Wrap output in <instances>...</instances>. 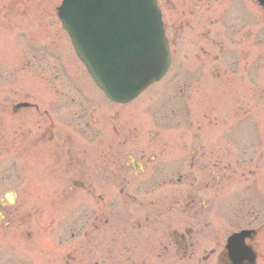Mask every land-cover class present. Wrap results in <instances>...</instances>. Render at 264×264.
I'll use <instances>...</instances> for the list:
<instances>
[{
  "label": "rangeland",
  "instance_id": "1",
  "mask_svg": "<svg viewBox=\"0 0 264 264\" xmlns=\"http://www.w3.org/2000/svg\"><path fill=\"white\" fill-rule=\"evenodd\" d=\"M60 1L0 0V199L5 193L14 196L8 211L12 225L3 232L0 249L17 248L21 258L30 255L35 264L63 260L72 246L68 240L80 212L76 206L92 203L89 193L68 192L71 180H85L93 197L99 195V212L108 215L117 180L108 147L116 154L124 146L130 156L160 154V173L178 171L188 180L177 188L180 203L174 210L159 193L161 216L155 228L133 227L144 212L140 203L145 197H116V205L125 206H116L119 216L112 225L100 226L98 264H217L211 253L219 249L222 230L228 234L238 222L252 221L255 212L261 213L259 223L264 221V10L255 0L211 2L216 13L222 6L228 24L235 14L243 20L237 32L224 35V22L209 21L207 12L193 9L188 0H160L172 66L136 100L114 106L95 90L62 32L55 15ZM20 102L37 109L13 113ZM82 112L84 121L75 115ZM255 129L259 143L252 142ZM43 131L54 133V141H33ZM96 131L98 139L90 136ZM253 150L259 161L243 163L244 154L251 157ZM193 151L198 153L194 162ZM161 188L167 195L176 190ZM193 194L201 212L181 204ZM32 210L41 215L35 221L49 235L13 241L12 233L23 229L16 230L18 222L28 221ZM176 225L180 232L194 227L187 256L180 248L175 256L176 241L164 237ZM197 255L206 260L198 261ZM82 259L93 263L90 249Z\"/></svg>",
  "mask_w": 264,
  "mask_h": 264
},
{
  "label": "water",
  "instance_id": "2",
  "mask_svg": "<svg viewBox=\"0 0 264 264\" xmlns=\"http://www.w3.org/2000/svg\"><path fill=\"white\" fill-rule=\"evenodd\" d=\"M59 10L77 55L113 101L132 100L165 73L155 0H64Z\"/></svg>",
  "mask_w": 264,
  "mask_h": 264
},
{
  "label": "flooded vegetation",
  "instance_id": "3",
  "mask_svg": "<svg viewBox=\"0 0 264 264\" xmlns=\"http://www.w3.org/2000/svg\"><path fill=\"white\" fill-rule=\"evenodd\" d=\"M189 3L193 4V9H198V12H202L206 14V17L209 21H217L220 20L221 22H225L224 19L222 20V6H220V8H218V13H216L215 11H217V9H215L214 7H212V3H217V2H222V0H188ZM227 1V0H226ZM232 3L235 2H241L242 0H230ZM160 6L163 10V6L161 5V2L159 0ZM165 5H170L169 3H167V1L165 2ZM215 5V4H213ZM209 15V16H208ZM236 19H237V14L233 15ZM79 120H83L86 118V115L84 113V115H80L78 116ZM79 127V126H76ZM84 129H86V126L83 127ZM45 130H47L45 128ZM90 136H92L93 138L98 139V132H90ZM49 140V142H51L52 140L55 139V135L52 132H46L43 131L40 135H38L37 137H35L33 139V141H40V140ZM254 141H256L257 143H259L260 140H262L261 136L259 135V132L257 131L256 133H254V137H253ZM111 144H109L110 146ZM254 152V151H253ZM67 151H63L62 154L66 155ZM194 154L191 157L192 162H194L197 159V155L195 152H193ZM128 155V153H126L124 151L123 148L118 149L116 154H114V147H110L108 148V154L107 156H111L112 158V167L114 168V174L115 177H117L116 180V185L113 189H111V193H110V197H109V218H103V216L100 215L99 210H98V204H97V198H98V194H96V198L93 197V189L90 187V185L85 181L83 182V187L79 190L82 194V192L89 193V195H91L92 197V203L91 206L87 205L86 201H84L83 205L81 206V210L78 214L77 217V221H76V230L77 233H73L71 235L72 238H74V240L76 239V241L78 240V243H76L74 246H72L69 251H68V256L67 259L64 258L63 260H58L57 263L58 264H86L84 262V260L82 259L83 256H87V250L88 248H90L91 251V261L93 262L92 264H97V251L95 254V249L97 246V239H98V230H99V223L100 221L103 220V223L106 225L110 222V220H112L113 217V212L116 208V201L115 198L116 197H132L133 193H136V197L137 196H145V198H149L148 200H144L141 201V207L144 210V212L141 215V218L144 219V224H142L140 221H137V225L139 226V228L142 229H150V228H155L157 227V224L160 223V216H161V204H162V200H161V196H158V191L159 189H157L158 187H160L163 183L164 184H170V185H176L175 188L176 190H173L171 192V201H170V208L173 209L175 207H177L180 203L179 198H178V194H177V188L178 185L183 184L184 182H186L188 179L183 178L180 174L174 176L175 177V181L173 182V178H167V179H163L164 177H166V175H162L161 173H159L158 170L161 169L160 165H156L158 158L157 157H153V161L150 163V167L148 169V174L144 177V179H138L140 176L137 174L139 169L136 165H133L131 163H129L128 161H126L125 159V155ZM254 155H256V153L254 152ZM139 158L136 159L135 163L140 162V163H145L146 162V155L144 153H141L139 156ZM252 157H248V155L246 156V158L244 159L243 163L248 164V163H252L253 162ZM153 165V166H152ZM125 171H128L129 173V177L132 175L133 177H135L133 182L127 180V175H120L121 173H125ZM118 174V175H117ZM119 178L121 179L119 181ZM81 181V180H80ZM225 181H226V177H222V188L225 187ZM112 184V183H111ZM151 187H154V189H151ZM72 192V191H71ZM83 195V194H82ZM135 197V199H136ZM190 197L189 199H187L185 201V205H186V209H189L190 207H195L196 204H199V200L196 199L197 197L193 194V195H187L186 198ZM91 201V200H90ZM182 202H184L183 200H181ZM194 209V208H193ZM85 210V211H84ZM9 215H12V213H10ZM16 217L18 216V214H16ZM6 216L9 218L8 214L6 213ZM41 217V215H38L37 211H29L27 218L28 221H20L18 222V227L16 230H20V228H23L21 231H15V233H12L13 236H16L15 238H13V241L19 242L21 241V237H24V235H26V237L30 240V239H35V238H39L40 236H43L45 233L49 235V233H47L46 231L42 230L40 228V224H38V222L35 221V219ZM12 222L7 223L8 226H11ZM134 226H136L135 223H133ZM259 227V226H258ZM193 229L194 228H182L181 232L180 230H178L177 225L171 229H169L168 231L165 232L164 237H166L165 239H168L169 237L173 240L176 241V251H175V256L178 255V248H181V252L187 256L188 251L190 252L189 248H193V241H190L191 239H193V237L191 236L193 234ZM263 230H264V226H263ZM203 232H201V230L197 231V234H201ZM261 235V233H259V229L257 228L256 233L253 235V246L255 248V250L259 253L257 254V259H259L258 257L260 256V259L262 258V256L264 257V245L260 244V242L262 241L261 238L258 235ZM5 237V235H3L2 230H0V240ZM192 237V238H191ZM159 239L161 240L162 238L159 237ZM204 241H207V237L203 238ZM226 240H227V235L226 232L224 230H222V237L221 240L219 241L220 246L218 249V262L219 264H236L234 263L229 256V253L226 250ZM256 243V245H255ZM35 246H32V249H34ZM206 248L202 249V252L206 251ZM215 253V250L212 251V254ZM193 255V251H191L190 256ZM198 260H202L205 261L204 257H200L197 255ZM0 264H35V262L30 258V255H24V258H18L16 257L14 254H0ZM55 264V263H54ZM243 264H247L246 262H244Z\"/></svg>",
  "mask_w": 264,
  "mask_h": 264
}]
</instances>
